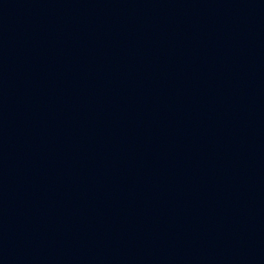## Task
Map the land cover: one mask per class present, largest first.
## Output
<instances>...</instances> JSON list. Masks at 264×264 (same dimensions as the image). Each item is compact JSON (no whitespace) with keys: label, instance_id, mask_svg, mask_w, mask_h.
Listing matches in <instances>:
<instances>
[{"label":"water","instance_id":"obj_1","mask_svg":"<svg viewBox=\"0 0 264 264\" xmlns=\"http://www.w3.org/2000/svg\"><path fill=\"white\" fill-rule=\"evenodd\" d=\"M0 264H264V0H0Z\"/></svg>","mask_w":264,"mask_h":264}]
</instances>
